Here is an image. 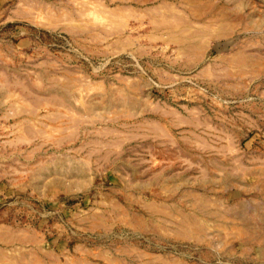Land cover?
Here are the masks:
<instances>
[{
    "label": "rangeland",
    "instance_id": "1",
    "mask_svg": "<svg viewBox=\"0 0 264 264\" xmlns=\"http://www.w3.org/2000/svg\"><path fill=\"white\" fill-rule=\"evenodd\" d=\"M0 264H264V0H0Z\"/></svg>",
    "mask_w": 264,
    "mask_h": 264
}]
</instances>
